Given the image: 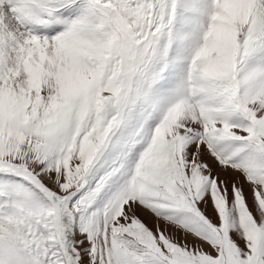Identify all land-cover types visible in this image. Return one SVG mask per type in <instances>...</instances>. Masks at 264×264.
Returning a JSON list of instances; mask_svg holds the SVG:
<instances>
[{
    "label": "snow or ice",
    "instance_id": "1",
    "mask_svg": "<svg viewBox=\"0 0 264 264\" xmlns=\"http://www.w3.org/2000/svg\"><path fill=\"white\" fill-rule=\"evenodd\" d=\"M0 264H264V0H0Z\"/></svg>",
    "mask_w": 264,
    "mask_h": 264
}]
</instances>
